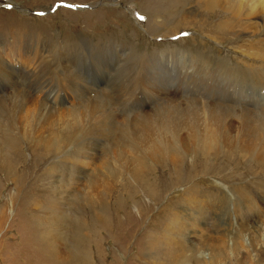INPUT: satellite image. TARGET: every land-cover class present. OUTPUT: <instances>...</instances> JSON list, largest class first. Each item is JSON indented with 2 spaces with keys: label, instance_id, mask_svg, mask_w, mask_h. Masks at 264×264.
Wrapping results in <instances>:
<instances>
[{
  "label": "rangeland",
  "instance_id": "rangeland-1",
  "mask_svg": "<svg viewBox=\"0 0 264 264\" xmlns=\"http://www.w3.org/2000/svg\"><path fill=\"white\" fill-rule=\"evenodd\" d=\"M177 3L179 0H0V59L5 61L8 71H16L15 77L38 74L50 61L45 58L49 50L52 54H62L58 63L61 66L68 63L72 55L78 57V53H64L65 45L74 44L75 51L79 46L88 48L81 59L76 58L80 60L79 67L86 75L88 88L94 89L96 95L88 92L82 99L69 91L63 75L52 79L57 85L52 94L61 95L64 101L55 99L60 102L57 106L60 109L48 111L52 116L37 127L38 134L49 133L50 122L59 119L55 114L71 113V109L81 106L83 115L82 105L88 101H95L102 111L113 102L111 106L119 122H123L128 108L116 103L129 88L138 98H145L144 93L152 96L154 100L142 104L146 113L155 112L160 101L177 109L179 100L185 102L184 94L170 90L178 87V70L170 75L171 81L177 83L171 84L174 87L164 84L161 78L163 83L160 84L133 81L134 67L138 69L141 58L168 52L171 59L170 52L178 49L182 53L179 57L185 62L192 55L205 58L202 51L210 53L209 49L213 48L215 53L210 54L221 62L212 66L216 76L227 69L234 70L237 61L244 62V67H239L244 71L241 76L251 77L257 73L259 65L264 64L263 29L262 35L254 38L250 36L253 29L241 23V31L233 32V39L225 38V43L213 40L222 34L221 28L214 26L208 31L210 20L205 18L184 25L180 12L184 14L185 5ZM186 6L190 8L189 4ZM136 13L145 16L146 21L139 22ZM204 20L207 24L203 27ZM214 20L222 26L230 17L217 12ZM182 31L189 32L190 38L157 42L160 37L167 39ZM200 43L205 46L201 48ZM102 44H114L119 49L110 53L116 57L113 65L101 57L104 66L100 71L91 60L95 51L103 49ZM129 51L132 54L126 55ZM255 52L260 57L252 56ZM118 58L120 63H117ZM107 62L111 63L112 70L106 77L103 73L109 72ZM255 67L256 71L251 70ZM161 74L166 78L164 72ZM24 78L20 77L19 84L29 87V81ZM48 84L53 86V83ZM140 92L142 95H138ZM4 93L9 101L14 86L7 85ZM42 96L32 90L21 116L28 120L36 111V102L40 105ZM173 101L176 103L172 104ZM137 107L140 109L141 105ZM4 110L5 104L0 101V114ZM1 116L6 124L3 114ZM158 120L156 127L160 128L164 121ZM227 128L231 126L226 125ZM232 133L234 137V127ZM95 137L108 140L123 138V134L118 129L114 132L107 128ZM69 144L70 148L63 149L60 157L44 153L37 157L23 142L19 177L27 176L22 182L0 170V264H80L79 260L72 259V250L86 254L84 264H264V165L257 155L223 147L220 154L192 150L182 157L181 163L166 156L157 160L142 156L137 169L128 159L120 174L115 176L116 171H113L114 177L110 180L99 182L96 179L92 184L79 175L77 168L87 170L88 175L96 168L104 172L113 160L110 147L105 145L101 147L104 150L89 151L82 157L78 156L83 152L78 153L76 142ZM53 168L57 171L54 176H59L58 182L55 177L46 175V171ZM106 182L108 185L104 184ZM88 183L97 184V188L93 190L91 186L88 190ZM73 192L77 196L69 197ZM53 235L58 242H53L51 247L46 238ZM52 254H55L53 258Z\"/></svg>",
  "mask_w": 264,
  "mask_h": 264
},
{
  "label": "bare ground",
  "instance_id": "bare-ground-1",
  "mask_svg": "<svg viewBox=\"0 0 264 264\" xmlns=\"http://www.w3.org/2000/svg\"><path fill=\"white\" fill-rule=\"evenodd\" d=\"M182 1L186 2L180 3L179 0V4L185 5L184 9H186L184 10V14L183 11L180 12V18L183 16L184 25L187 26L197 23L199 19L205 18L208 21L210 20L208 31L214 26H219L221 28L222 34L219 37H213V40L216 38L225 43L227 39H233L231 35L233 32L241 31V23H245L246 28L253 29L250 36L254 38L261 36L262 34L260 31L262 29L264 30V0ZM187 4L190 5L189 9L186 8ZM217 12H224L229 15L230 21L223 22L222 26L217 24L214 20V15ZM160 23H162L161 20ZM206 24V21L202 22L201 26L204 27ZM225 38L227 39L224 41ZM257 42H259V40ZM0 45H2V41H0ZM103 45L104 44H102V46ZM200 45L201 48L205 46L203 43H200ZM243 45H245V43ZM80 47L81 46L75 51L76 48L74 44L65 45L63 47V52L78 53V57H76L81 59V54L88 48L85 46L82 48ZM118 49L119 48L115 47L114 44L111 46H103V49H98V52L95 51L92 54V64L96 66L97 70L101 71L102 66H104L101 61V57L103 56L108 59V61L110 60L113 65V59L116 57H113L111 54L113 51L118 52ZM178 51V49H175L173 52H170L171 59L168 56V52L166 54L163 53L161 55L151 56L149 59L140 57L142 60L139 63L136 62L139 70L134 67V69H136V75L132 77L133 81H141L142 83L145 81L146 83L144 82L143 84H160L159 82H164V84L167 83L170 87L171 84L174 86L177 84L171 81L170 75H172L174 70H178V87L170 90H178L180 93L184 94L185 102L179 100L180 103L177 109L159 100L160 104L155 108V112L146 113L142 109V104L148 102V100L151 101L153 99L152 96L144 93L146 94L145 98H143L144 96L138 98L136 97V92H130L129 88L122 99L116 103V105L128 108L126 110V115L124 114L125 119L122 120L123 122H119L117 114L112 108L113 102L102 111L95 101H88L84 102L82 105L84 109L83 115L80 111L81 106H79L78 109H71V113L66 111L62 114H55L58 115L57 117H59V119L50 122L48 134H38L37 127L44 124L46 119L52 116V113L48 111L60 109V107H57L60 102H56L55 100V102H53V100H51V96L55 95V93H52L57 88V85H55L56 82L53 81L55 79L57 80L56 77L63 75L62 77L65 78V82H68L70 86L69 91L82 99L85 98L88 92L93 93L94 91V89L90 90L87 86L86 75L82 71V68L79 67L81 65L80 60L76 57L74 58L72 55L69 57L68 63H62L61 61L62 65L59 66L58 63L63 57L62 54H52V50H49L47 51V55H45V58L50 60L48 61V65L43 66L42 69L40 68L38 74L34 76L25 75V78H27L26 81H29V83H27L29 87H26L23 83L19 84L20 77L21 80L24 77H22V75L20 77H15L17 74L16 71H8L4 63L5 61L2 62L0 59V101L5 104V110L0 114V170H3L5 175H8L15 181H24L27 174L19 177V172H21L23 164V159L20 160V147L23 142L28 144L27 146L30 151L34 155H37V157H42L44 154L59 155L60 157L61 155L59 153L65 148L69 149L71 146L69 143L74 142L78 145V153L83 152L81 155H78L82 157L84 153L87 154V152L96 151V149L101 150L104 148L103 146L107 145V148L110 147L113 160L111 159L112 162L110 160L104 172L100 168H96V170L90 172L91 174L88 175L87 170L77 168L79 170V175H83L86 179H89L92 184L96 183V179H98L99 182L110 180L111 177H114L112 174L113 171H116L115 176L120 174L121 169L123 168L124 170L127 165L128 159L131 160L130 165L134 169L140 166L138 162H140V160L142 161V156L156 160L166 156L174 159L175 162L181 163L182 157L192 150L195 152L201 151L204 154H209L211 151L220 154L219 151H221L223 147L230 149L235 147L238 151L257 155L258 161L264 165V64L259 65L260 69L257 70L256 74L247 77V74L241 76L244 71L239 68L244 67V62L237 61L234 70L227 69L224 73H219L216 76V70L212 68V66L215 62L220 61L210 54L215 53L213 48L211 50L209 49L210 53L202 51L205 58L207 57L206 60L201 57V55H192L191 57L188 56V60L185 62H182V58L179 57L182 53ZM131 54L130 51L126 53V55ZM252 56L260 57V54L255 52ZM126 60L127 59L124 58V61ZM120 62L121 60L119 59L117 63ZM111 63L107 62L108 71L112 68ZM256 69L255 67L251 70L256 71ZM162 72L165 73L166 78L161 76ZM108 73H110V71L104 72L103 76L105 74L107 77ZM142 77L143 80H141ZM105 79L102 84L105 83ZM114 79L116 81L118 78L116 77ZM49 80H52V82ZM48 83H53V86L49 87ZM7 85L14 86V93H11L13 97L10 98L9 101H7V96L5 97L4 93ZM129 85L131 84L129 83L128 86ZM172 85L171 87H174ZM46 87H49L47 91L44 90ZM32 90L42 93L44 97L42 96L43 98L40 100V105L36 102V111L33 115H30L27 120L21 115ZM98 92L103 93L101 90ZM185 92L190 94V96H187ZM96 93L97 92H94L93 94L96 95ZM138 95H142V92ZM174 103L176 102L173 101L172 104ZM138 105H141L140 109H138ZM2 114L6 120V124L1 116ZM158 119L162 120V122L164 121L162 126H159L160 128L156 127L157 121L159 122ZM226 125H230L231 128L226 129ZM232 127L236 129V135L234 137ZM107 128H110V130L112 128L114 132L118 129L120 133L123 134V138L114 137L104 140L101 137L99 139L95 137V135H100V133L106 131ZM63 142L66 143L63 145ZM128 144L129 147L126 148ZM137 151L140 152L141 155L138 154ZM90 154L93 155V152ZM130 155L132 157L128 158ZM25 168L30 170V172L33 171L31 167L25 166ZM69 170H73L70 165ZM23 171L27 173L26 170ZM55 173H57V171L54 168L46 171L47 176L55 177V182H58L59 176H54ZM104 184L108 185L107 182ZM91 186L92 185L88 183L87 189L90 190ZM92 187L94 190L95 187L97 188V184ZM104 187L107 188L108 186ZM30 189H32L31 186L29 187V190ZM70 195L69 197H74L77 196V193L73 192ZM68 201H70V199H68ZM58 206L57 204V207ZM53 219H55V217ZM55 238V235L46 238V241L51 247L54 246L53 242H58L57 240L54 241ZM50 256L53 258L55 254ZM71 257L73 260H79L77 262L80 264H84L86 262L84 258H87L85 253H81V250H72Z\"/></svg>",
  "mask_w": 264,
  "mask_h": 264
}]
</instances>
